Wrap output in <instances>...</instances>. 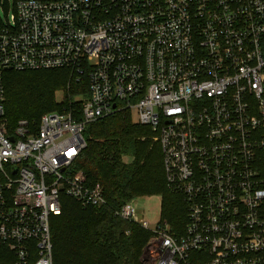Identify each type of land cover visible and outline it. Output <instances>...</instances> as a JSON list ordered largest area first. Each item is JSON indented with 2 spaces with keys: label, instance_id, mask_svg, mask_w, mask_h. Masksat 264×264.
Returning a JSON list of instances; mask_svg holds the SVG:
<instances>
[{
  "label": "built area",
  "instance_id": "obj_1",
  "mask_svg": "<svg viewBox=\"0 0 264 264\" xmlns=\"http://www.w3.org/2000/svg\"><path fill=\"white\" fill-rule=\"evenodd\" d=\"M13 6L3 19L1 12ZM67 69L81 108L11 126L7 70ZM130 111L183 195L185 231L151 227L155 264H264V0H0V264H54L68 196L108 205L74 163L86 125Z\"/></svg>",
  "mask_w": 264,
  "mask_h": 264
},
{
  "label": "trees",
  "instance_id": "obj_2",
  "mask_svg": "<svg viewBox=\"0 0 264 264\" xmlns=\"http://www.w3.org/2000/svg\"><path fill=\"white\" fill-rule=\"evenodd\" d=\"M4 81L11 126L21 119L39 122L48 112L79 110L76 97L89 94L87 80L76 82L67 69L7 70ZM59 90L64 92L61 102ZM84 137L87 145L74 168L85 172L91 185L104 187L108 205L83 207L64 196L62 213L52 219L54 264H144L141 257L152 232L116 216L115 210L132 199L159 195L161 219L176 235L183 234L188 221L183 195L167 186L161 147L130 111L87 124Z\"/></svg>",
  "mask_w": 264,
  "mask_h": 264
},
{
  "label": "rangeland",
  "instance_id": "obj_3",
  "mask_svg": "<svg viewBox=\"0 0 264 264\" xmlns=\"http://www.w3.org/2000/svg\"><path fill=\"white\" fill-rule=\"evenodd\" d=\"M13 13H14V9H13V6L11 5L6 8V11L3 10L1 12V16L3 19H6L7 17H10ZM82 97H85V96L84 95L77 96L76 100L81 101ZM56 99L58 102L63 101L64 92L61 90L57 91ZM136 120H137V116L134 114L133 121L137 123ZM150 133L152 135L151 131ZM125 160L129 162L132 160V157L127 156L125 157ZM134 205L137 208L139 213L142 212V217H144L146 220H148L151 223V227H153L158 222V220L161 218L162 197L159 195L143 196V197L135 198ZM154 248H155V243H149L148 241V244L143 249V253L141 257V260L144 264H155L154 263V253H155Z\"/></svg>",
  "mask_w": 264,
  "mask_h": 264
}]
</instances>
